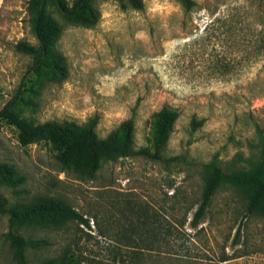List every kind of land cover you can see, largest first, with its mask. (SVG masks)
<instances>
[{"label":"rangeland","instance_id":"1","mask_svg":"<svg viewBox=\"0 0 264 264\" xmlns=\"http://www.w3.org/2000/svg\"><path fill=\"white\" fill-rule=\"evenodd\" d=\"M140 1L136 9L134 0H96L89 27L49 6L61 29L56 58L36 68L18 49L38 46L29 0H0V111L19 89L14 110L33 124L92 121L104 139L129 121L133 149L169 159L111 158L93 178L66 173L57 142L22 145L0 119V164L17 172L14 186L0 188L8 208L53 200L89 225L21 229L47 243L29 248L26 264H68L72 255L82 264H264V213L246 215L245 189L221 184L199 226L190 224L202 165L247 170L263 156L264 0H193L188 12L176 0ZM164 106L178 118L160 146L153 128ZM172 225L184 237L177 255ZM10 232L0 213V264H21Z\"/></svg>","mask_w":264,"mask_h":264},{"label":"trees","instance_id":"2","mask_svg":"<svg viewBox=\"0 0 264 264\" xmlns=\"http://www.w3.org/2000/svg\"><path fill=\"white\" fill-rule=\"evenodd\" d=\"M96 0H73L71 4L67 0H29L31 27L36 36L38 46L20 43L18 49L29 54L34 59V66L40 67L56 58L53 49L56 38L61 29L58 22L48 13V7L53 6L68 22L82 26L94 25L97 18L95 8ZM182 8L188 12L195 5L193 0H176ZM135 8L141 9L142 2L134 0ZM17 94L0 111V119H5L15 126L21 133L22 145H29L38 140L51 138L61 148L60 162L62 171L78 173L93 178L99 171L102 161L105 159L141 156L145 159L166 162L162 154L151 152L148 149H133L131 123H123L120 129L107 138L101 139L95 133V123L88 122L78 125L75 122H46L33 124L17 113L14 108L19 99ZM178 112L164 106L154 125L153 131L158 145L162 146L167 140V134L175 120ZM205 175V184L201 193L199 205L192 215L191 227L197 228L205 217L211 204V200L217 188L225 183L246 190L248 203L246 215L256 211L264 213V151L261 161L254 163L249 169L224 170L216 164L202 165ZM17 183V172L13 166L0 164V188L14 186ZM0 213L8 217L10 232V244L16 248V255L21 264H26V252L29 248L45 247L43 239H26L20 233L27 226H45L48 223H64L78 221L81 225H88V221L74 209L63 206L53 200L39 203L33 206L17 205L8 208L7 199L0 194ZM182 226V223H180ZM172 238L170 243L171 255H177V250L182 249L180 229L171 226L166 229ZM241 229L236 232V240L240 237ZM183 238V239H182ZM179 242V243H178ZM178 244V245H177ZM226 261V260H223ZM43 264H54L52 261H44ZM68 264H82L78 256L69 257Z\"/></svg>","mask_w":264,"mask_h":264}]
</instances>
